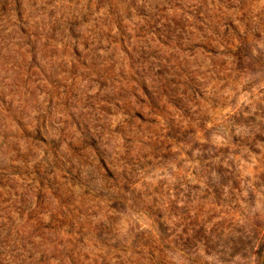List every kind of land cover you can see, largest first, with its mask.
I'll return each instance as SVG.
<instances>
[{"label":"rangeland","instance_id":"1","mask_svg":"<svg viewBox=\"0 0 264 264\" xmlns=\"http://www.w3.org/2000/svg\"><path fill=\"white\" fill-rule=\"evenodd\" d=\"M0 264H264V0H0Z\"/></svg>","mask_w":264,"mask_h":264},{"label":"trees","instance_id":"2","mask_svg":"<svg viewBox=\"0 0 264 264\" xmlns=\"http://www.w3.org/2000/svg\"><path fill=\"white\" fill-rule=\"evenodd\" d=\"M201 21H202L203 24H205L207 26V28H214V26H213L214 19H213V16H212L210 11L204 12L203 18H202ZM220 25H221L220 22H218V27ZM68 37L72 38V35L71 36L69 35ZM206 39L209 41V43L212 41L211 37L206 36ZM152 105L154 107H158V104H157V102L154 99H152ZM91 147H92L93 151H96V147L95 146L92 145ZM164 226H165V223H159V227L163 228ZM185 247H186V245H185Z\"/></svg>","mask_w":264,"mask_h":264}]
</instances>
